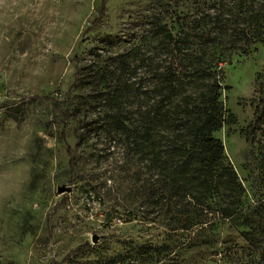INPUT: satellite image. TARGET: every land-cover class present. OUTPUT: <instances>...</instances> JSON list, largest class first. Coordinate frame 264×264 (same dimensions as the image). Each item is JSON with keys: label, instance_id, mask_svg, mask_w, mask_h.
<instances>
[{"label": "rangeland", "instance_id": "1", "mask_svg": "<svg viewBox=\"0 0 264 264\" xmlns=\"http://www.w3.org/2000/svg\"><path fill=\"white\" fill-rule=\"evenodd\" d=\"M100 1L20 0L15 6L5 2L0 9V129L27 115L37 123L31 184L0 206V264H135L138 246L161 244L166 238L163 227L131 214L141 208L134 190L141 161L127 156L122 141L112 134L89 130L77 145L76 123L62 113L77 67H86L84 82H88L78 92L88 94L97 65L107 63L97 54L116 55L141 44L157 0H109L101 20L90 27ZM263 83L264 42H259L247 55L235 54L225 65L227 89L222 100L227 118L214 132L250 201L255 192L253 172L263 148L259 142L249 143L243 130L255 117ZM77 101L80 118L107 119L93 113L92 102L81 96ZM67 145L73 149L74 173L68 167ZM61 185L70 190L58 193ZM221 241L232 254L237 248L247 251L237 232L228 228L214 243ZM176 244L178 261L190 262L191 254Z\"/></svg>", "mask_w": 264, "mask_h": 264}, {"label": "trees", "instance_id": "2", "mask_svg": "<svg viewBox=\"0 0 264 264\" xmlns=\"http://www.w3.org/2000/svg\"><path fill=\"white\" fill-rule=\"evenodd\" d=\"M108 1H100L90 27L101 20ZM152 9L141 44L116 55L97 54L107 63L97 65L92 92L79 94L88 82L86 67H77L62 113L76 123L77 145L89 130L112 134L127 156L142 163L134 189L141 208L131 214L167 232L161 244L138 246L135 264H184L173 251L176 242L191 254L185 264H264V83L255 117L243 130L249 143L263 148L251 201L214 135L227 118L225 65L264 42V0H157ZM79 96L92 102L90 113L95 108L93 113L107 119L77 116ZM66 152L74 173L70 145ZM227 228L237 232L246 252L237 248L232 254L223 241L214 243ZM212 243L217 245L206 254Z\"/></svg>", "mask_w": 264, "mask_h": 264}, {"label": "clouds", "instance_id": "3", "mask_svg": "<svg viewBox=\"0 0 264 264\" xmlns=\"http://www.w3.org/2000/svg\"><path fill=\"white\" fill-rule=\"evenodd\" d=\"M5 2L15 6L20 0H0V9ZM36 136L37 123L31 115L0 129V206L20 196L31 184V152Z\"/></svg>", "mask_w": 264, "mask_h": 264}, {"label": "water", "instance_id": "4", "mask_svg": "<svg viewBox=\"0 0 264 264\" xmlns=\"http://www.w3.org/2000/svg\"><path fill=\"white\" fill-rule=\"evenodd\" d=\"M69 190H70V187L65 186V185L58 186V188H57L58 193H63L65 191H69ZM93 241H96V235L93 236Z\"/></svg>", "mask_w": 264, "mask_h": 264}]
</instances>
